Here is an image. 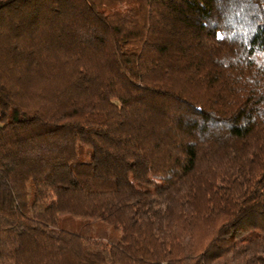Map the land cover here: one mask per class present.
<instances>
[{"label": "trees", "instance_id": "obj_1", "mask_svg": "<svg viewBox=\"0 0 264 264\" xmlns=\"http://www.w3.org/2000/svg\"><path fill=\"white\" fill-rule=\"evenodd\" d=\"M0 264H264V0H0Z\"/></svg>", "mask_w": 264, "mask_h": 264}]
</instances>
